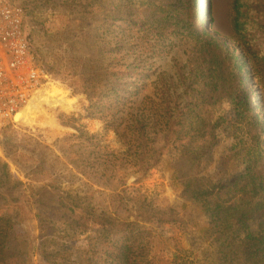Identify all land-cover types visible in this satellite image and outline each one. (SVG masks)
<instances>
[{"label": "trees", "instance_id": "1", "mask_svg": "<svg viewBox=\"0 0 264 264\" xmlns=\"http://www.w3.org/2000/svg\"><path fill=\"white\" fill-rule=\"evenodd\" d=\"M85 1L87 14L97 16L100 23L102 80L91 85L80 80L76 86L90 102L89 114L100 117L107 130H115L126 147H134L132 156L139 164L154 167L165 157L176 172L183 163L194 167L217 142L216 128L221 123L217 107L227 104L234 110L231 151L238 171L217 183L193 177L185 181V187L205 219L199 233L214 247L204 254L210 255L208 260L264 264V120L245 90L244 74V67L259 53L256 50L264 57V7L259 4L264 0H232L231 38L210 31L212 20L206 18L203 0ZM180 41L189 47L184 69L169 78L157 76L151 84L153 92L139 101L147 80L155 75L147 69L142 53L150 59L170 56ZM115 166L111 161L99 167L106 172ZM59 199L66 210L65 222L77 224L74 218L80 206L68 198ZM120 204L117 199L113 212L86 213L80 218L93 228L100 227L107 245L102 264H152L148 232L154 228L147 225L188 226L174 209L157 211V222L140 215L134 221L130 215L123 219ZM14 224L13 217H0V264H17L7 256ZM40 239L36 249L43 264H69L65 245L54 242V250L49 251V238ZM27 260L34 264L29 256ZM176 261L175 254L172 264Z\"/></svg>", "mask_w": 264, "mask_h": 264}, {"label": "rangeland", "instance_id": "2", "mask_svg": "<svg viewBox=\"0 0 264 264\" xmlns=\"http://www.w3.org/2000/svg\"><path fill=\"white\" fill-rule=\"evenodd\" d=\"M7 1L27 12L24 28L44 86L20 111L16 117L18 125L0 131V217H13L15 223L7 256L17 264H29L27 256L34 264H43L36 249L42 236L43 241L49 238V251L54 250V242L65 245L69 264H102L107 245L98 232L100 227L93 228L80 218L86 213L113 212L118 199L123 219L130 215L134 221L140 215L153 222L157 211L170 209L185 217L186 229L168 224L147 225L154 228V232H148L152 264H172L175 254L176 264H215L212 258L207 259L210 255H204L214 247L199 233L205 219L202 210L193 204L185 181L194 177L217 183L236 174L238 166L231 151L235 143L234 110L227 104L217 107V118L221 119L216 128L217 142L194 167L187 168L183 163L176 172L165 157L154 167L139 164L132 156L136 149L126 147L115 130H107L100 117L89 114L90 102L76 86L80 80L89 85L102 80L100 23L95 20L97 16L87 14V1ZM231 2L202 1L206 18L212 20L213 34L231 38ZM259 4L264 7L263 2ZM188 48L185 41H180L170 56L150 59L148 53H142L147 69L155 75L147 80L139 101L153 92L151 84L157 76L169 78L184 69ZM259 53L244 67L245 90L264 120V57ZM111 161L116 166L110 171L99 167ZM60 197L80 206L74 218L77 224L65 222L66 210L59 205Z\"/></svg>", "mask_w": 264, "mask_h": 264}, {"label": "built area", "instance_id": "3", "mask_svg": "<svg viewBox=\"0 0 264 264\" xmlns=\"http://www.w3.org/2000/svg\"><path fill=\"white\" fill-rule=\"evenodd\" d=\"M25 20L22 7L0 0V131L18 125L17 114L42 87Z\"/></svg>", "mask_w": 264, "mask_h": 264}, {"label": "bare ground", "instance_id": "4", "mask_svg": "<svg viewBox=\"0 0 264 264\" xmlns=\"http://www.w3.org/2000/svg\"><path fill=\"white\" fill-rule=\"evenodd\" d=\"M43 87H44V86H43ZM43 87L40 88V89L34 94V96H33L32 99L29 101V103H30L35 97H37V95H38L39 92L43 89ZM29 103L27 104V106L29 105ZM27 106H26V107H27ZM26 107H25V108H26ZM23 109H24V108H23ZM23 109H22V110H23ZM22 110H20V111H22ZM20 111H19V113H20ZM19 113L17 114V116L19 115ZM17 116H16V117H17Z\"/></svg>", "mask_w": 264, "mask_h": 264}]
</instances>
